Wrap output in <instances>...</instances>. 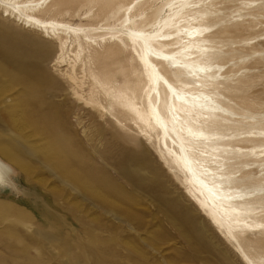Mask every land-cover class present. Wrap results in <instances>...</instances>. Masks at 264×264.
I'll list each match as a JSON object with an SVG mask.
<instances>
[{
    "label": "rangeland",
    "instance_id": "1",
    "mask_svg": "<svg viewBox=\"0 0 264 264\" xmlns=\"http://www.w3.org/2000/svg\"><path fill=\"white\" fill-rule=\"evenodd\" d=\"M210 1L216 3L210 10L244 7L235 0H205L206 6ZM168 5L165 0H54L39 16L74 27H118L129 6L128 13L137 19L134 28L154 33L172 19ZM117 6L122 9L111 18ZM237 14L244 12L231 14L217 26H226V33L205 43L225 56L201 60L232 67L226 77L232 87L243 88L237 98L261 103L255 98H264V69L255 78L257 70L248 64L264 57L251 49L264 36L257 33L259 26L244 16L236 19ZM14 21L9 24L16 30L14 50L26 53L17 61L30 67L36 84L24 88L12 74L0 72V157L10 164L19 190L0 189V264H244L240 237L214 229L190 204L200 205L181 174L148 140L151 122L143 100L148 85L136 51L82 43L81 61L70 56L55 64L58 46H47L33 32L18 35ZM239 31V43L226 41ZM104 33H92L96 43L109 37ZM167 71L178 86L177 77ZM224 86L217 90L227 94ZM252 92L258 93L249 99ZM213 96L250 114L217 92ZM256 185L264 183L254 182L248 190Z\"/></svg>",
    "mask_w": 264,
    "mask_h": 264
},
{
    "label": "bare ground",
    "instance_id": "2",
    "mask_svg": "<svg viewBox=\"0 0 264 264\" xmlns=\"http://www.w3.org/2000/svg\"><path fill=\"white\" fill-rule=\"evenodd\" d=\"M53 1L0 0V17H5V21L0 20L3 29L0 34V72L12 74L13 82L24 88L35 83H32L34 74L30 72V67L17 61L26 53L14 50L16 30L10 27L13 18L20 26L18 35L33 32L44 38L47 46H58L55 64H64L70 56L81 61L82 43L90 47L113 44L121 50L128 47L134 49L138 65L147 78L148 91L143 100L147 106V120L151 122L148 140L161 149L171 169L181 174L182 182L200 205L190 204L204 215L214 229L240 237L238 248L244 264H264V240L261 239L264 237V185L248 190L254 182L264 183V110L261 109L264 98L256 95L255 99H260L261 103H249L244 97L238 99L243 88L227 83L226 76L233 72L232 67L201 60H217L225 56L220 51L210 50L205 43L214 40L215 35L221 32L226 33V26H217L236 12H244L243 15L237 14L236 19L246 17L247 22L259 26L257 33L264 36V0H235L244 7L229 5L219 10H210L216 5L213 1L206 6L205 0H165L168 6L171 5L172 19L163 22L154 33L134 28L137 19L131 16V12L128 13L130 5L125 9L127 16L124 22L118 27H74L41 18L39 14L44 13ZM255 2H259L256 8L252 6ZM136 4L138 1H135ZM233 8L235 10L231 11ZM121 9L117 6L110 17ZM220 12L223 13L221 16L210 17ZM258 17L259 20H253ZM182 20L184 24L180 23ZM199 21H205V24H196ZM98 30L109 35L107 39H100L101 43H96L92 36ZM241 34V31L234 32L226 41L235 45L242 38ZM175 45L179 47L174 48ZM251 49L256 54H264V39ZM248 68L257 70L255 75L253 72L255 78L262 77V72L258 71L264 69V57L259 56L248 64ZM167 70L177 77L178 86L170 81ZM219 85H226L223 89L227 94L217 90ZM216 92L250 114L240 113L228 104L222 105L214 99ZM253 93L258 92L248 95L249 99ZM78 98L84 101L82 97ZM85 104L93 105L92 102ZM143 150L146 149L142 148L140 152ZM13 173L10 164L0 157V189L19 191L12 181ZM171 207L170 210L176 211Z\"/></svg>",
    "mask_w": 264,
    "mask_h": 264
}]
</instances>
